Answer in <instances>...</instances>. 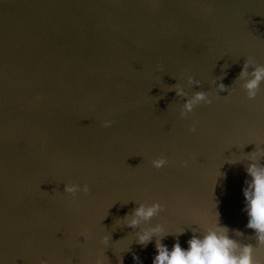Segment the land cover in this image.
Segmentation results:
<instances>
[{"label": "water", "instance_id": "95a60500", "mask_svg": "<svg viewBox=\"0 0 264 264\" xmlns=\"http://www.w3.org/2000/svg\"><path fill=\"white\" fill-rule=\"evenodd\" d=\"M249 57L264 65V0H0V264H152L138 231L187 249L216 213L264 264L244 211L264 151V83L249 101L236 80ZM174 84L212 103L182 119ZM141 203L164 211L134 231Z\"/></svg>", "mask_w": 264, "mask_h": 264}, {"label": "clouds", "instance_id": "9594fccd", "mask_svg": "<svg viewBox=\"0 0 264 264\" xmlns=\"http://www.w3.org/2000/svg\"><path fill=\"white\" fill-rule=\"evenodd\" d=\"M222 79L223 76L220 77V80ZM236 80L243 81L241 86L246 94V99L249 101L254 100L260 91L261 84L264 83V65L257 64L251 57L247 58ZM186 83L189 87L200 86V82L194 80L190 75L187 77ZM213 83L218 93L227 92L228 95H231V87H226L223 83H217L215 80ZM169 88L170 91L175 92L176 97L186 101L183 103L180 111L182 119L187 114L192 113L195 107L201 104L209 105L212 103L206 92H195L188 98L187 93L179 84H174ZM225 99H227V96ZM111 126L112 121L109 120L104 121L102 124L104 128ZM188 131L190 133L196 131L195 122ZM248 155H253V159L249 161L246 168V174L250 177V180L245 181L246 187L243 189L246 205L244 211L248 217L246 227L254 233L256 244L264 247V165L259 162L260 158L264 157V151L256 149V151ZM167 164L168 161L164 157H158L151 161V167L156 170L165 167ZM186 166V161L180 163V167ZM63 192L72 197H75L77 192L87 195L89 193V186L87 184L82 187L68 184L64 186ZM163 211L164 207L159 203H152L151 205L141 203L130 214H126L123 217V219H127L125 226L135 231L140 228L142 223L149 222ZM229 233L230 229L220 224L219 214L216 213L215 224L206 227L199 234L193 232V235L187 241V249L181 247L178 239L184 232L175 235L177 239L173 243L171 250L163 245L162 240L168 235L164 234V230L160 225L138 231L136 243L146 247L152 242L153 238H156V255L152 259V264H258L253 254L254 245L251 243H240L238 240L232 238ZM232 233L242 236V233L238 230H232ZM81 237L86 240V232L82 233ZM107 243L108 237H104L101 240V244L106 245ZM133 260L139 261V257L134 254ZM41 264H46V262L42 261ZM66 264H71V258H68Z\"/></svg>", "mask_w": 264, "mask_h": 264}]
</instances>
